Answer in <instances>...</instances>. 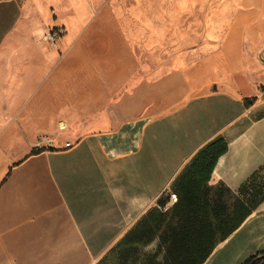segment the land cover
Returning a JSON list of instances; mask_svg holds the SVG:
<instances>
[{
	"label": "crops",
	"instance_id": "crops-1",
	"mask_svg": "<svg viewBox=\"0 0 264 264\" xmlns=\"http://www.w3.org/2000/svg\"><path fill=\"white\" fill-rule=\"evenodd\" d=\"M36 4L0 0V264H184L195 209L225 227L246 214L199 264L264 251V0H243L219 45L155 80H135L116 14L62 34L56 57ZM218 140L225 149L190 200L185 177Z\"/></svg>",
	"mask_w": 264,
	"mask_h": 264
},
{
	"label": "rangeland",
	"instance_id": "rangeland-1",
	"mask_svg": "<svg viewBox=\"0 0 264 264\" xmlns=\"http://www.w3.org/2000/svg\"><path fill=\"white\" fill-rule=\"evenodd\" d=\"M33 23L48 19V29L68 34L83 29L97 13L112 12L119 19L140 67L135 80H155L206 55L218 44L221 34L241 8L243 0H36ZM82 14L73 29L57 25L73 13ZM38 18V19H37ZM69 29V30H68ZM61 42L62 45L65 41ZM221 40V39H220ZM220 42V41H219ZM56 57L58 43L52 42ZM219 45V44H218ZM62 121V119H60ZM62 126L65 124L61 122ZM50 134L40 137L49 144Z\"/></svg>",
	"mask_w": 264,
	"mask_h": 264
},
{
	"label": "trees",
	"instance_id": "trees-1",
	"mask_svg": "<svg viewBox=\"0 0 264 264\" xmlns=\"http://www.w3.org/2000/svg\"><path fill=\"white\" fill-rule=\"evenodd\" d=\"M253 100L254 98H247L246 102L250 104ZM224 149V145L218 140L203 149L193 161L192 167L195 176H186L184 181V186L188 189V197L190 200L198 201V196L195 193L206 188L215 161ZM43 150L44 148L42 147L33 150L31 153H37ZM186 215L190 221L185 224L183 230L184 242L182 252L184 255V264H199L209 255L219 240L225 238L236 228L246 214H232L228 218L232 220L231 227L224 226L229 221L222 214H214L213 216L212 213H208L205 210L195 209V211L188 212ZM239 218L241 219L239 220ZM211 219L217 221L215 226L211 224ZM179 249L180 247L178 245V251L180 252ZM262 255H264V251L252 255L243 264H250L254 260V264H264V256L259 258Z\"/></svg>",
	"mask_w": 264,
	"mask_h": 264
},
{
	"label": "built area",
	"instance_id": "built-area-1",
	"mask_svg": "<svg viewBox=\"0 0 264 264\" xmlns=\"http://www.w3.org/2000/svg\"><path fill=\"white\" fill-rule=\"evenodd\" d=\"M61 32L56 30V29H50L48 31L45 32V34L43 35V39L45 41H49V42H56L60 37H61ZM63 127H65V125L63 124ZM68 145H70V143H67ZM170 199L173 203L177 202L178 200V194L176 192H170Z\"/></svg>",
	"mask_w": 264,
	"mask_h": 264
},
{
	"label": "water",
	"instance_id": "water-1",
	"mask_svg": "<svg viewBox=\"0 0 264 264\" xmlns=\"http://www.w3.org/2000/svg\"><path fill=\"white\" fill-rule=\"evenodd\" d=\"M259 58H260V60L262 61V62H264V57H263V54L262 53H260L259 54ZM264 255H262V256H260L259 258H261V257H263ZM258 259V258H257ZM254 262H255V260L253 261V262H251L250 264H254Z\"/></svg>",
	"mask_w": 264,
	"mask_h": 264
}]
</instances>
